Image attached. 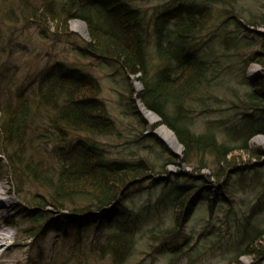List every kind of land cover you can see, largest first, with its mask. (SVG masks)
Listing matches in <instances>:
<instances>
[{
    "label": "trees",
    "instance_id": "obj_1",
    "mask_svg": "<svg viewBox=\"0 0 264 264\" xmlns=\"http://www.w3.org/2000/svg\"><path fill=\"white\" fill-rule=\"evenodd\" d=\"M4 7L0 15L11 22L19 16L65 29L73 18L84 20L89 40L72 51L109 66L114 62L113 71L126 85L118 99L123 109L146 126L136 105L140 98L182 146V153L175 154L151 132L150 142L140 146L137 156L111 157L96 140L117 132V122L100 96L98 77L61 59L41 70L29 91L24 88L14 100L0 105V156L15 177L19 211L31 219L24 239L40 247L44 231L60 234L48 262L29 257L25 264H90L92 257L104 256L110 264H124L134 250L137 227L156 210L170 213L172 225L150 228L149 235L176 233L179 222L191 215L199 201L211 206L216 199L231 198L227 182L247 165L238 156L264 162V145H248L254 134L264 135V0H180L156 17L130 0H11ZM230 22L233 28L227 26ZM214 25L215 30L200 41L201 34ZM241 48L247 50L238 84L247 89L239 102L246 111L239 112L235 126L210 119L202 131L194 130L195 101L214 96L207 95L209 88L224 81L213 83V79L224 64L230 66L240 55L233 49ZM252 62L260 64L262 71L248 78L245 71ZM137 74L142 89L135 93L129 75ZM229 83L230 77L224 86ZM246 122L255 125L243 133L239 144L231 145L228 139H239L234 131ZM71 132L81 136L68 141ZM38 138L53 144L51 149L33 148ZM168 164L179 169L171 171ZM184 165L190 169H183ZM210 178L222 183L214 188L208 184ZM144 179L153 186L163 184L164 189L154 205L134 209L131 197ZM25 181L43 192L24 190ZM249 220L248 215L241 232L243 248L226 264H240L242 253L258 257L264 253V228L251 227ZM102 229L106 230L103 236L87 239L89 233ZM249 229L254 230L247 235Z\"/></svg>",
    "mask_w": 264,
    "mask_h": 264
},
{
    "label": "rangeland",
    "instance_id": "obj_2",
    "mask_svg": "<svg viewBox=\"0 0 264 264\" xmlns=\"http://www.w3.org/2000/svg\"><path fill=\"white\" fill-rule=\"evenodd\" d=\"M10 1H4V5L10 6ZM130 1L138 8L147 10L148 15H153V17L165 13L166 9L175 7L180 2V0ZM244 1L255 2L257 0ZM4 5L0 3V8L5 10ZM75 20L85 24V31L73 25ZM227 26L233 28V22L228 23ZM215 28L216 25L203 32L200 41L205 39ZM258 29L263 28L259 26ZM88 40L86 22L79 18L69 20L68 26L64 29L55 27L51 23L20 19L19 16L13 22L5 21L0 15V105L6 101L14 100L24 88L26 92L29 91L33 87L32 81L38 79L40 71L52 65L57 59L69 63L74 62L86 73L98 77L101 84L100 96L105 100L117 122V132L114 135L96 138L100 144L108 148L111 157L137 156L140 146L150 142L147 135L151 132L156 134L171 151L180 155L182 153L180 142L177 140L180 150H176L168 145L157 132L163 123L158 124L160 120L156 113L143 104L140 105L141 102H136L141 117L146 121V126H142L137 122L136 116L125 111L120 105L118 102L119 95L124 92L126 85L119 73L113 71L116 68L114 62L109 66L94 56H79L72 51L74 47L84 45V42ZM252 49L249 48L248 51ZM233 50H236L240 55H235L230 66L224 64L220 74L215 77L216 79H213V83L218 79L225 83L229 81L230 77V83L226 86L223 83L209 88L207 95L211 94L217 98L204 96L206 95V91H204V97L202 96V99L195 101L192 128L196 131H202L210 119L224 120L227 122L225 124L229 123L235 126L234 122L238 121V116L241 115L239 112L246 111L239 100L243 98V93L247 88L240 86L238 82L243 79L240 68L243 65V56H245L243 51L247 48ZM258 67L261 68V65L257 62L250 63L245 71L246 76L248 78L256 76L262 70ZM138 75L131 78L135 93L142 89V83L137 79ZM19 85L23 88L18 87ZM234 103H239L240 106L237 107ZM143 107L157 115L158 120L149 123L143 113ZM254 116H259V113L254 114ZM152 125H156L155 128H149ZM254 125L255 123L246 122L245 125L234 131L238 134L239 139L230 137L229 143L231 145L239 144L240 140L243 139V133ZM224 132V136L229 135V132L225 130ZM224 132L222 131L221 134ZM138 134L140 135L139 139L135 140ZM241 134L242 136H240ZM261 134L256 133L248 139L249 147L264 145V140L259 141L257 139V137L262 136ZM79 136H81L80 133L71 132L67 140L76 139ZM34 140L35 142L31 145L33 148L46 147L49 151L53 145L41 142L39 138ZM237 159H242L247 165L243 172H238L227 182L226 191L229 193L233 191L229 200L216 199L211 206H207L204 200L199 201L191 215L179 222L177 225L178 232H170L169 235L164 236L157 231L155 236L151 237L148 229L155 227L154 229L163 230L161 227L172 225L170 213L166 210H156L154 216L144 219L143 223L141 222L142 224L137 227L134 237L136 241L134 250L124 264H226L233 258L236 250L243 248L240 241L241 232L248 215L250 219L248 223L251 227L264 228V162L256 163V158L249 161L244 154L238 156ZM50 160L52 161L51 157ZM167 168L171 171L179 169L173 164H168ZM182 168L190 169L188 166ZM203 172L208 174L207 170ZM0 182L8 189L7 195L15 204V208L13 206L4 208L0 216V228L11 231V236L0 248V264H25L26 260H30L29 257L36 259L41 257V260L48 262L54 247L53 244L57 239H60V234L56 230L44 231L39 240L40 247L36 246L32 239H24L26 232L29 231L28 225L31 224V219L23 216L22 212L19 211L20 201L15 195V177L2 156H0ZM220 183L222 182H217L213 178L208 181V184H212L214 188H217ZM22 186L28 192H43L30 181L23 182ZM135 189L138 190L133 193L130 205L134 209H140L154 205L162 194L164 186L163 184L153 186L149 179H144L138 183ZM48 211L53 212V210ZM43 213L47 214L45 211ZM151 214L153 215V212ZM252 230L254 229H249L247 235L252 234ZM98 231L89 233L87 239H95L105 234L102 232H106L105 229ZM93 258H91L90 264H110L107 256L102 257V259ZM238 259L240 264H264V253L260 257L242 253Z\"/></svg>",
    "mask_w": 264,
    "mask_h": 264
},
{
    "label": "bare ground",
    "instance_id": "obj_3",
    "mask_svg": "<svg viewBox=\"0 0 264 264\" xmlns=\"http://www.w3.org/2000/svg\"><path fill=\"white\" fill-rule=\"evenodd\" d=\"M74 26L79 28L80 30L85 31V24L82 21L75 20L74 21ZM255 68V67H254ZM143 113L145 114L147 120L149 123L156 122L158 120L157 115L152 113L151 111H148L147 109L143 108ZM157 132L160 134V136L165 139L168 145L172 146L176 150L179 149V144L177 142V139L174 135V133L166 126V125H161L158 129ZM259 141L264 140V137H257ZM8 189L4 186L3 183L0 182V216L3 213L4 208L10 206L15 208V204L13 203V200L8 197ZM11 236V231L2 229L0 228V248L5 244L6 240Z\"/></svg>",
    "mask_w": 264,
    "mask_h": 264
},
{
    "label": "water",
    "instance_id": "obj_4",
    "mask_svg": "<svg viewBox=\"0 0 264 264\" xmlns=\"http://www.w3.org/2000/svg\"><path fill=\"white\" fill-rule=\"evenodd\" d=\"M75 19H77V18H75ZM82 20V19H81ZM134 75H129V77L130 78H132ZM136 102H139L140 103V98H137L136 99ZM140 105H141V103H140ZM144 108V107H143ZM150 110V109H149ZM152 111V110H151ZM154 112V111H153ZM154 113H156V112H154ZM157 114V113H156ZM158 115V114H157ZM158 117H159V115H158ZM159 120H160V117H159ZM263 137H264V135L263 134H261ZM185 166V165H184Z\"/></svg>",
    "mask_w": 264,
    "mask_h": 264
}]
</instances>
